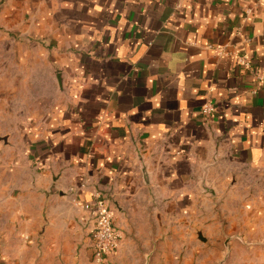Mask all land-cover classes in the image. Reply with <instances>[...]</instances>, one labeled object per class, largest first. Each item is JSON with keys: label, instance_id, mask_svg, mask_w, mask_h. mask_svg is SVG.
<instances>
[{"label": "crops", "instance_id": "0c3cea01", "mask_svg": "<svg viewBox=\"0 0 264 264\" xmlns=\"http://www.w3.org/2000/svg\"><path fill=\"white\" fill-rule=\"evenodd\" d=\"M0 24L43 46L53 90L27 140L0 147L20 151L0 166L18 178L12 216L28 215L23 232L46 225L52 255L82 244L39 264H98L74 202L94 188L123 236L110 262L155 258L144 235L160 203L203 244L234 234L227 260H264V0H5Z\"/></svg>", "mask_w": 264, "mask_h": 264}, {"label": "rangeland", "instance_id": "374dc122", "mask_svg": "<svg viewBox=\"0 0 264 264\" xmlns=\"http://www.w3.org/2000/svg\"><path fill=\"white\" fill-rule=\"evenodd\" d=\"M4 1L0 0V7ZM22 37L0 24V137H8V144L0 140V147L16 142L22 144L27 140L34 125L44 120L53 100L45 55L39 51L43 46L34 45L32 39L29 41ZM8 150V153L0 151V166L3 161L10 162L8 166L11 169V162L20 158V151ZM5 173L9 177L0 175V264H39L43 260L51 263V260L68 262L78 259L82 244H79L76 252L53 250L57 252L52 255V250L42 247L44 237L39 236L40 226L37 227L38 232L22 231L28 226L30 218L22 213H18L17 217L12 216L15 204L8 191L18 178L12 177V170L7 169ZM158 220L149 224V232L144 235L154 238V244H149L148 254H154L155 258L138 260L140 264H264V260H227L231 252L230 244L227 250L225 245L217 247L211 242H199L189 217L181 216L180 220L174 218L166 214L161 203ZM233 235H228V238ZM85 237H82L83 240ZM231 237L227 242L234 236ZM32 243L36 244V250L30 248ZM239 251L243 254L241 249ZM107 264L115 263L109 261Z\"/></svg>", "mask_w": 264, "mask_h": 264}, {"label": "built area", "instance_id": "2783aa9c", "mask_svg": "<svg viewBox=\"0 0 264 264\" xmlns=\"http://www.w3.org/2000/svg\"><path fill=\"white\" fill-rule=\"evenodd\" d=\"M238 61L243 65L248 64L245 57L240 58ZM215 111L216 107L213 101L206 102L202 107V112L206 115H211ZM88 184L89 180L86 179L81 184H72L69 190L77 195L87 190ZM89 195V198L83 201L77 195L74 202L82 207L86 220L92 227L94 261L98 264H106L118 250L123 236L115 223L114 208L105 194L94 188L89 190Z\"/></svg>", "mask_w": 264, "mask_h": 264}, {"label": "water", "instance_id": "95a60500", "mask_svg": "<svg viewBox=\"0 0 264 264\" xmlns=\"http://www.w3.org/2000/svg\"><path fill=\"white\" fill-rule=\"evenodd\" d=\"M56 79H57V83H58V86H59V89L60 91H64V88H63V73L62 72H59L56 74ZM0 140H3L5 144H8V137H0ZM45 227L46 225H43L41 227V231L39 232V234H42L45 230ZM198 236H199V239L201 240H204V237L202 236V233L199 231L198 232ZM228 242H226V248L228 250Z\"/></svg>", "mask_w": 264, "mask_h": 264}]
</instances>
